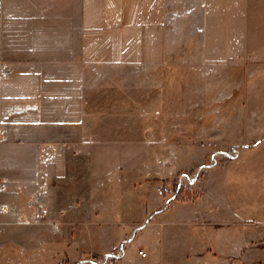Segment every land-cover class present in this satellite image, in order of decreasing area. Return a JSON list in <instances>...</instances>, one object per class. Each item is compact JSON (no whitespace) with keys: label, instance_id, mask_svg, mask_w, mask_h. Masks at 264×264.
Here are the masks:
<instances>
[{"label":"rangeland","instance_id":"374dc122","mask_svg":"<svg viewBox=\"0 0 264 264\" xmlns=\"http://www.w3.org/2000/svg\"><path fill=\"white\" fill-rule=\"evenodd\" d=\"M55 5L71 6L40 82L55 128L40 133L37 177L0 174V264H264V225L230 211L216 183L264 144L263 24L247 34L232 1L228 49L223 0Z\"/></svg>","mask_w":264,"mask_h":264},{"label":"crops","instance_id":"0c3cea01","mask_svg":"<svg viewBox=\"0 0 264 264\" xmlns=\"http://www.w3.org/2000/svg\"><path fill=\"white\" fill-rule=\"evenodd\" d=\"M232 1L238 5L240 24L241 19H245L247 34L251 33V27L262 24L264 26L263 0H223L224 18L226 17L224 21L226 30H224L228 35L226 42L228 49L231 44L229 34ZM55 2L56 0H0V174L2 175H11L19 179L37 177L40 144L50 145L47 138L40 141V138H43L40 133L43 130H54V109L39 105L40 99L44 97L40 95V82L47 79L49 66L54 64L55 43L52 35L56 33V28H61V31L65 32L67 24L70 23L67 20L68 16L65 15V9H71L70 5L57 8ZM44 34L48 37L46 40H43ZM48 35L51 37L49 38ZM248 39L247 37V43H249ZM228 56L230 57V53ZM240 159L237 166L224 167L221 181L215 182L219 183L222 197L230 211L244 222L264 225V144L241 154ZM215 182L214 180L208 182L209 189ZM2 194L1 188L0 216L3 212L1 206L8 205L3 202ZM164 214L168 213L164 212ZM169 224L165 219L161 225L166 228ZM2 225L0 220V233L3 231ZM124 242L129 244L130 241L126 239L117 245Z\"/></svg>","mask_w":264,"mask_h":264},{"label":"built area","instance_id":"2783aa9c","mask_svg":"<svg viewBox=\"0 0 264 264\" xmlns=\"http://www.w3.org/2000/svg\"><path fill=\"white\" fill-rule=\"evenodd\" d=\"M1 11V10H0ZM8 180H4L2 183V190H6L8 188ZM30 208L33 211V215L31 217V220L34 224H41L50 216V209L48 205L40 198V197H34L30 201ZM10 209L9 205H2L1 210L3 212H8ZM56 226H58V223H55ZM126 250V243H123L121 245H115L112 249V251L109 253V255L106 256L107 259H119L123 256L124 252ZM140 254L142 257H148V253L144 250L140 251Z\"/></svg>","mask_w":264,"mask_h":264}]
</instances>
